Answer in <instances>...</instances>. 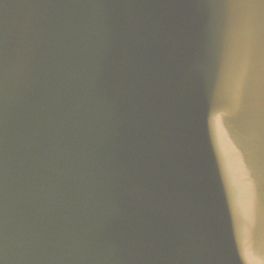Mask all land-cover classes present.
<instances>
[{
  "label": "water",
  "instance_id": "1",
  "mask_svg": "<svg viewBox=\"0 0 264 264\" xmlns=\"http://www.w3.org/2000/svg\"><path fill=\"white\" fill-rule=\"evenodd\" d=\"M0 264H264V0H0Z\"/></svg>",
  "mask_w": 264,
  "mask_h": 264
}]
</instances>
